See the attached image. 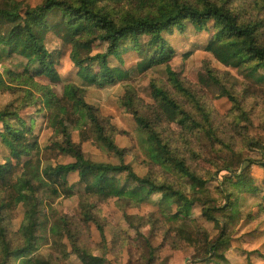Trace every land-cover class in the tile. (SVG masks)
I'll use <instances>...</instances> for the list:
<instances>
[{
  "label": "trees",
  "instance_id": "16d2710c",
  "mask_svg": "<svg viewBox=\"0 0 264 264\" xmlns=\"http://www.w3.org/2000/svg\"><path fill=\"white\" fill-rule=\"evenodd\" d=\"M238 2L236 9L234 0H40L34 6L20 0H0V63L14 59L21 67L18 72L0 70V91L20 95L19 103L11 100L0 109V144L5 148L0 156V264H54L57 257L66 258L70 251L83 264H100L102 259L80 243L82 224L94 223L105 240L97 204L129 195L139 200L158 195L155 204L164 208L166 236L173 234L194 248L203 241L206 257L212 256L217 264H228L224 252L231 239L228 228L232 198L240 190L257 193L259 189L247 171L253 164L264 169V138L249 133L250 110L245 109L249 82L259 85L257 92L264 96V0ZM164 4L168 9L160 13L159 6ZM186 23L198 32L213 30L205 50L219 63L240 69L248 81L244 93L238 96L216 71L206 68L216 90L231 103L227 115L230 121L225 123L222 117L221 131L193 84L167 64L172 55L167 35L174 29L182 31ZM49 35L69 45L68 57L77 69V77L89 86L103 87L123 80L128 70L122 65L130 53L140 57L136 66L141 70L165 64L169 85L151 81V102L126 85L120 103L132 115L142 148L153 165L201 185L225 172L216 186L223 203L215 204V198H209L200 207L204 219L219 225L215 236L201 239L185 213L194 200L179 185L152 173L139 175L125 162L127 149L115 143V127L85 102L82 87L67 83L58 97L49 84L36 80L43 77L49 83L60 81L56 65L63 51L47 49ZM96 42L104 45V50L92 54ZM113 60L115 65L110 64ZM30 105H35L37 114L60 133V141L40 148L33 131L35 118L27 120L22 115ZM70 127L80 130L82 140L93 138L113 153L118 163L85 157L80 144L72 140ZM204 142L221 165L202 156L205 151L198 147H205ZM247 151L254 152V156H247ZM56 153L66 154L72 161L42 167V161ZM198 158L216 170L200 173L201 168L189 161ZM69 173H76L81 185L78 214H52V220L47 221L52 253L34 255L38 233L46 221L42 201L60 192L66 196L73 193L74 185L67 182ZM168 204L175 205V210L166 212ZM18 205L23 208V218L18 229L10 231ZM146 244L149 257H153L155 247L149 240Z\"/></svg>",
  "mask_w": 264,
  "mask_h": 264
},
{
  "label": "rangeland",
  "instance_id": "374dc122",
  "mask_svg": "<svg viewBox=\"0 0 264 264\" xmlns=\"http://www.w3.org/2000/svg\"><path fill=\"white\" fill-rule=\"evenodd\" d=\"M20 1L30 6L40 2V0ZM244 1L249 2L250 0ZM233 5L237 9L239 7L238 0H234ZM167 9L168 6L165 4L159 6L160 13H164ZM212 31L211 29L200 32L195 31L189 23H186L182 31L174 29L171 34L167 35L172 49V55L167 64L179 74L180 78L193 84V88L197 89L199 95L206 101L207 107L221 131L222 117L225 116V123L230 121L227 115H229L231 103L226 96L221 95L216 90L206 72V68L216 71L217 76L223 80L227 87H231L238 96L244 93L248 81L240 69L219 63L211 53L205 50V45L212 35ZM262 31L264 32V23ZM46 47L49 50L60 48L63 51L56 65V69L60 74V81L49 83V80L43 77L36 78V80L39 83L49 84L58 97L61 96L63 87L67 83L82 87L85 102L94 106L98 113L115 127V143L119 147L127 149L125 162L130 163L139 175L152 173L159 179H168L179 185L194 200L185 211L189 222L199 230L198 234L202 240L215 236L219 225L204 219L201 216L200 207L202 201L209 198H215V204L223 203L222 197L217 194L216 186L225 172H219L216 179L201 185L177 177L175 172L166 171L159 165H153L149 162V157L142 148V137L132 115L120 103L126 85L132 86L143 100L151 102L149 96L151 81L169 85L165 64L154 65L146 70H141L136 66L140 57L130 53L122 65L124 69L128 70V75L123 80L103 87L89 86L83 84L77 77V69L68 57L69 45L63 44L58 38L49 35ZM103 50L104 45L96 42L93 45L92 54ZM17 64L18 60H3L0 63V70L10 68L18 72L21 67ZM110 64L115 65L116 61L113 60ZM249 83V90L246 92L248 97L245 101V109L250 110L247 129L251 135L264 138V96L257 92L259 85L253 82ZM19 99L20 95L18 93L12 95L0 91V109L11 100L15 101V104L19 103ZM37 113L35 105H30L22 110L25 119L35 118L33 131L42 149L54 141H60L61 135L48 124L45 117ZM170 127L174 128L175 125ZM69 130L72 140L80 144L85 157L93 161L118 163L117 157L98 145L93 138L82 140L80 130L74 127H70ZM204 144L205 147L202 145L198 147L199 150L205 151V153L202 152V156L211 158L218 166L221 165V160L214 156L207 142H204ZM247 152V156H254V152ZM4 153L5 148L0 144V156ZM70 161L72 159L68 155L56 153L54 157L49 158L47 161L43 160L42 167L47 164H64ZM189 161L192 166L196 167L198 165L201 168L200 173L216 170L215 166L209 164L203 158H198L197 161L194 160L197 164L191 159ZM247 172L259 190L257 193L240 190L232 198L231 211L229 212L230 226L228 228L231 239L228 249L224 252L228 264H264V169L253 164ZM77 181V174L69 173L67 182L74 185L71 195L66 196L60 192L51 200L44 197L45 201H42L41 209L44 213L43 219H46V221H44L38 233V247L34 251V255L52 253L50 243L47 240V221L52 220V214L54 216L61 213L67 215L78 214V193L81 192V185ZM47 200L49 203L46 202ZM158 200V195L152 196L149 200H139L129 195L121 199L110 198L97 204V212L102 220L105 240H102L96 225L89 222L86 225L82 224L80 243L92 255L102 259L100 264H217L212 256H210L211 258L206 257L205 252H203V241L199 247L194 248L174 237L173 234L172 236H166V223L163 221L162 216V209L164 208L162 205L155 204ZM174 210L175 205L168 204L166 212ZM22 218L23 208L18 205L10 221L9 230L16 231ZM155 221H158V223L153 227ZM145 240H149L151 247H155L153 257H149L148 244ZM54 264L83 263L75 252L70 251L66 258L57 257Z\"/></svg>",
  "mask_w": 264,
  "mask_h": 264
}]
</instances>
